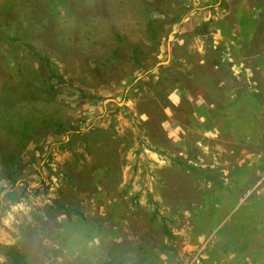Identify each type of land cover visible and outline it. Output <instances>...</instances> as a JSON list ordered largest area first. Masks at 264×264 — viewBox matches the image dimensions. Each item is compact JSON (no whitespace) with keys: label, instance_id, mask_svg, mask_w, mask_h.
Returning <instances> with one entry per match:
<instances>
[{"label":"rangeland","instance_id":"1","mask_svg":"<svg viewBox=\"0 0 264 264\" xmlns=\"http://www.w3.org/2000/svg\"><path fill=\"white\" fill-rule=\"evenodd\" d=\"M264 264V0H0V264Z\"/></svg>","mask_w":264,"mask_h":264},{"label":"trees","instance_id":"2","mask_svg":"<svg viewBox=\"0 0 264 264\" xmlns=\"http://www.w3.org/2000/svg\"><path fill=\"white\" fill-rule=\"evenodd\" d=\"M7 255L11 259L13 264H29L26 260V256L20 253L14 246H9L7 249Z\"/></svg>","mask_w":264,"mask_h":264}]
</instances>
